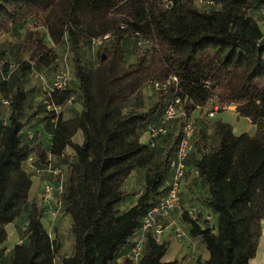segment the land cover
Returning a JSON list of instances; mask_svg holds the SVG:
<instances>
[{"label":"trees","instance_id":"obj_1","mask_svg":"<svg viewBox=\"0 0 264 264\" xmlns=\"http://www.w3.org/2000/svg\"><path fill=\"white\" fill-rule=\"evenodd\" d=\"M164 1L0 0V34L34 20V28H27L21 40L25 57L10 74L12 91L6 81L0 82V92L9 100L7 123L0 125V264L6 228L30 198L33 174L25 169L26 161L35 155L32 163L43 164L48 154L61 156L67 147L74 159L66 164L60 200L62 212L72 221L74 243L71 255L61 257L60 264H117L145 210L166 190L168 164L181 137L180 122L175 121L171 132L153 145L141 141L149 127L159 124L172 87L165 91L151 87L156 99L147 110L141 109V100L128 109L126 105L151 80L162 82L170 75L180 79L179 95L187 98L188 113L213 104L235 105L238 116L256 126L253 135H237L229 123L210 120L214 141L207 144L205 118L195 124L194 149L188 157L207 183L206 201L216 225L202 226L192 211L183 210L188 235L197 238L209 255L194 264H248L254 256L264 220V33L248 11L264 7V0H181L170 8L163 6ZM200 1L212 5L200 8ZM135 32L150 43L148 48H138ZM129 36L139 53L125 64ZM95 38L102 42L98 62L91 67L84 46ZM58 46L65 49L63 57L68 53L75 87L69 82L50 101L63 105L78 93L81 107L67 118L49 110L48 147L39 140L24 142L20 134L28 97L24 79L33 70L50 79L60 67ZM7 70L6 65L5 74ZM205 80L210 88L204 86ZM77 131L83 136L80 144L72 139ZM139 168L146 169L143 189L134 204L120 212L122 186ZM44 211L39 202L29 204L26 242L14 245L11 264H55L53 241L42 222ZM168 246V240L156 242L147 235L139 264H183L179 259L162 261Z\"/></svg>","mask_w":264,"mask_h":264},{"label":"rangeland","instance_id":"obj_2","mask_svg":"<svg viewBox=\"0 0 264 264\" xmlns=\"http://www.w3.org/2000/svg\"><path fill=\"white\" fill-rule=\"evenodd\" d=\"M197 3L200 8L202 7L207 8L212 5L211 3L210 4L207 3L206 5L205 1H200ZM202 3L204 6L202 5ZM248 13L257 21L261 31L264 33V7H253L248 11ZM33 21H34L33 19H30V21H28L24 27H20V28L14 27L10 32L0 34V82L6 81L9 87H11L10 92L13 89V86H11L12 77L10 74L13 71H15V69L17 68V64L19 60L25 57V55L21 51V40L27 28H34ZM35 29L40 31H45L42 26H37ZM126 39H127V43L125 44L126 54L124 57V63L130 64L136 58L137 54L139 53V50L135 48L136 46L134 44L133 38L129 36ZM45 40L49 42V39L46 35H45ZM124 43H125V39H124ZM99 47H100V43L98 42H94V43L90 42L85 44L84 46V52H85L84 58L86 59L88 65L91 67L95 66L98 62ZM55 50L58 54V64L61 66L63 64L62 57L65 49L63 46H58L55 48ZM6 65L8 68L7 74H5V72L3 71V68ZM68 65L70 67L69 68L70 86L75 87L74 81H71L72 80L71 66L69 63ZM40 86L41 85L37 81V79L34 78V76L31 75V73H28L24 79V87L28 92L26 106L23 111V121H24L23 129L27 131L25 132L26 135L28 131L32 132V130L33 131L35 130L36 127L35 125H41L45 123V117L49 114V109H47L46 103L44 102L45 96ZM145 89L146 91L144 92ZM138 93H141V95L138 94L139 98L142 99L141 109L147 110L151 106V104L155 101L156 92L151 88L150 85H145ZM76 94L77 95H75V99L71 104H64L61 106L60 112L62 113L63 117L67 118L73 116L77 111H79L81 107V99L79 97V94L78 93ZM3 99L4 97L0 92V125L7 123V119L9 115V107L7 104H4L2 102ZM131 103H133L132 99L127 103L126 105L127 109L129 107V104ZM196 111L199 114V116H201L203 113L201 109H197ZM215 120H221L233 124L237 132V135L239 133L249 131L250 127L254 128V126L247 120V118L236 116L235 112L231 110L217 111L216 117L212 118L211 121H215ZM203 121L205 122L206 119ZM32 126L35 127L32 128ZM75 137L78 138L77 135ZM147 139H148V134L144 133L141 137V141H146ZM211 140H212L211 134L207 133V144H210ZM70 149L67 150V152H65L66 153V156L64 158L65 164L70 163L74 159L73 156L74 152ZM145 172H146L145 168L135 169L125 180L122 186L124 196L122 201L117 205V209L120 212H124L128 207L133 205L134 202L136 201L137 196L139 195L140 191L143 189ZM31 180H32V186L30 190V198L27 202V205L25 206V209L23 210L21 215L18 216L14 220V222L9 224L6 228L7 238L2 245L1 264H11V252L14 245L26 242L25 228L27 225V209L31 202H37V201L39 202L38 195L35 192L37 190L36 189L37 178L33 177ZM191 215L194 218L197 217L195 216L196 214L194 213H192ZM208 221L209 222L205 226L214 228V226L216 225L215 219L212 218ZM42 222L45 228L48 229L51 239L53 241V246L55 248L54 263L60 264L61 257L70 256L73 250L74 237L70 230L72 221L70 217L61 210L55 219H50L48 216H44ZM177 232L181 233L182 230H177ZM184 233L186 235L182 236V238L183 237L185 238L188 235L186 229L184 230ZM174 252H175V241L169 240V247L166 253L164 254V256L162 257V260L163 261L171 260L173 258L172 254H174Z\"/></svg>","mask_w":264,"mask_h":264},{"label":"built area","instance_id":"obj_3","mask_svg":"<svg viewBox=\"0 0 264 264\" xmlns=\"http://www.w3.org/2000/svg\"><path fill=\"white\" fill-rule=\"evenodd\" d=\"M175 1L181 0H166L163 6L170 8L174 5ZM207 3L210 4L212 1H206ZM107 37L108 35H105L103 39ZM133 37L136 39V45L139 49H146L150 46V43L140 36L138 32H135ZM91 42L101 44L102 39L95 38ZM67 55L68 53L66 52L63 57V64L54 72L50 79H47L44 74L35 70L32 71V75L41 85L40 87L45 96L44 102L46 103L47 109L54 110L55 113L60 112L62 105H55L50 101L52 94L69 87L70 69L67 64ZM180 83V79L175 75H170L162 82L151 80L148 83L155 91H165L168 87H172V90L171 92H166V98L161 108L159 124L149 127L146 132L148 134L147 141L153 145L155 139L169 134L175 121L180 122L181 137L168 164L170 180L166 190L157 197L154 204L145 210L140 219L137 231L131 240L128 251L117 259V264H139L143 254L146 236L150 235L156 242H162L161 238L164 230L169 224L174 223L173 219H171V214L180 206L181 185L187 171L186 161L193 148V141L197 129L192 112L196 109H201L197 107L191 113H188L186 109L188 100L187 98L181 99L179 95L182 92ZM204 86L210 88L208 80L204 81ZM74 99L75 95L72 94L64 104H71ZM2 102L9 105L8 99H3ZM227 108H229V105L213 104L206 109H201L203 111L202 117L211 120L215 117L217 111ZM30 167L32 174L40 178L39 204L45 208L44 213L46 216L50 219H55L62 209L60 195L65 181L66 165L55 164L52 155L48 154L45 163L33 164L31 162ZM175 235L180 238L184 236V233L176 232Z\"/></svg>","mask_w":264,"mask_h":264},{"label":"crops","instance_id":"obj_4","mask_svg":"<svg viewBox=\"0 0 264 264\" xmlns=\"http://www.w3.org/2000/svg\"><path fill=\"white\" fill-rule=\"evenodd\" d=\"M145 91H146V89L144 90V92ZM138 94L141 95V93H138ZM132 100H133V102H136L135 100H141L142 101V99L139 98V95H136L135 97H133ZM143 101H144V99H143ZM196 110H194L192 112V117H193L195 124L200 120V118L203 115V113H202V115L199 116V114L197 113ZM224 110L234 111L236 116H238V114L235 111V105H229V108L224 109ZM215 117H216V115H215ZM247 120L254 126V128L250 127L249 131L242 132V133H247L249 135H253L256 131V126L248 118H247ZM209 121H210V119H206V122H207L206 139H207V133H210V130L208 127L209 123H210ZM230 125L232 126L233 132L235 134H237V132L234 128V125L233 124H230ZM35 126H32V128L35 127V130L34 131L32 130L33 134L31 131H28L27 135L25 134V132H27V131L23 129L24 127L22 128L21 133H20L22 141L28 142L32 139L33 140H39V141H41V143L45 147H48L49 142L51 141V138H52V133H51L52 127H51V125L47 126L45 123H43L41 125H35ZM242 133H239V134H242ZM76 135L78 136V138L75 137ZM24 138H25V140H24ZM72 139L74 142L80 144L83 140L82 133L80 131H77ZM146 141H143V142H146ZM213 141H214V139L212 138V140L210 142H213ZM69 149L70 148L67 147L64 151V154H62L61 156H53L52 155L53 162L55 164H65V163H63L64 158L66 156L65 152H67V150H69ZM70 150H72V149H70ZM35 158H36L35 155H32L29 159H31L30 160L31 162H34ZM29 159L26 161V163L24 165V167L27 171L28 170L31 171ZM186 168H187V171H186L185 177L182 181L181 191H180V199H179L180 206L178 209H176L175 211L172 212L171 219H173L174 223H171L166 227V229L164 230V232L162 234L161 239H162V241L168 240V242H169V240L175 241V252H174V254H172L173 258L169 261L179 259L181 262H183V264L188 263V262L190 264H194V262L197 258L201 257L202 259H207L209 255H208V252L206 251V249L204 248V246L200 243V241L197 238L190 237L189 235H187L185 238L184 237L179 238L175 235L177 230H182L183 233H184L185 229H186V231H188V227H187L188 224L182 220V212H183V210L193 211V213L196 214L195 216H197L196 218L198 219L199 223L202 226H205L209 222L208 220H210L212 218H214L216 221V215L210 211V208H209L207 201H206V199L209 195L207 183L205 182L204 179H202L199 176L197 170L195 169L194 165L192 164L190 156L187 158ZM33 177L37 178V184H36L37 190L35 192L37 193L38 200H39L40 178L38 176H34V175L32 176V178ZM179 222H181V223H179ZM185 235L186 234L184 233V236ZM248 264H264V220L261 222V236H260L258 244L256 246L254 256L249 260Z\"/></svg>","mask_w":264,"mask_h":264},{"label":"water","instance_id":"obj_5","mask_svg":"<svg viewBox=\"0 0 264 264\" xmlns=\"http://www.w3.org/2000/svg\"><path fill=\"white\" fill-rule=\"evenodd\" d=\"M261 41L264 42V35H263V37L261 38ZM104 59H105V55L102 54V55H101V60H104Z\"/></svg>","mask_w":264,"mask_h":264}]
</instances>
